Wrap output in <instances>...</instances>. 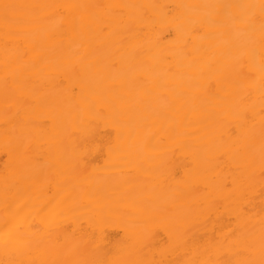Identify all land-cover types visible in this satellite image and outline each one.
<instances>
[{
	"label": "bare ground",
	"instance_id": "6f19581e",
	"mask_svg": "<svg viewBox=\"0 0 264 264\" xmlns=\"http://www.w3.org/2000/svg\"><path fill=\"white\" fill-rule=\"evenodd\" d=\"M0 264H264V0H0Z\"/></svg>",
	"mask_w": 264,
	"mask_h": 264
}]
</instances>
